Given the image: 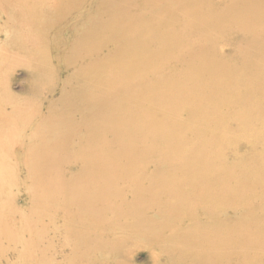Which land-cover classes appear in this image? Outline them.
Listing matches in <instances>:
<instances>
[{"label":"rangeland","instance_id":"1","mask_svg":"<svg viewBox=\"0 0 264 264\" xmlns=\"http://www.w3.org/2000/svg\"><path fill=\"white\" fill-rule=\"evenodd\" d=\"M0 2V11L3 10L0 12V125H2L0 126V225L3 227L2 231H6L4 232V237L3 232L0 230V264H264V26H262L264 25V0H0ZM168 3H170V7ZM83 8H85V11ZM94 8L95 10L97 8L96 12L99 14L95 13ZM64 9L69 13L68 16H61L60 12ZM88 9L91 15H88ZM166 9H169V12ZM59 10L60 12L58 13ZM159 11L164 12L161 14ZM81 12L87 14L83 13L82 15ZM165 13L167 17H165ZM156 14L160 15L156 16ZM78 15H80L79 17H83V19H81V22L75 23L74 20L76 18L74 19V17H78ZM84 15H88V17L86 16V18ZM168 15L171 19L168 18ZM180 15L183 16V19ZM30 18L33 20L35 18L36 21L34 20L33 22ZM50 18L52 21H50ZM167 19L172 21H170L172 26ZM67 21L69 24H67ZM141 21L143 24L145 22L147 24L145 23L143 26ZM159 21L160 25H158ZM72 25H76L75 28L77 27L76 31L79 32L78 35L77 33L75 35L73 32L71 33L70 26ZM133 25H136L135 28L138 29V32L133 28ZM133 30L136 31L134 32ZM164 30H167L165 31L167 33ZM149 31L152 34L150 35L151 38L150 36L148 37ZM255 32L258 35L257 39H253L256 35ZM168 33L171 34L170 38H168ZM250 33L255 35H251ZM103 34L107 38H104ZM131 34L132 39H137L139 35L141 37L137 40H131ZM167 35L168 37H166ZM85 36L88 39H85ZM249 36H253L251 41L248 40L250 39ZM244 40H246V43ZM92 41L94 44H92ZM125 41L131 42L126 43ZM134 41L135 43H132ZM247 41L249 42L247 43ZM191 42L194 46L191 45ZM199 42L204 44V46L199 44ZM115 43L118 46L120 44L117 49V44L113 45ZM156 43L157 45H155ZM126 44L131 45V48L129 46L131 49H129V52H126V50L128 51V45L126 46ZM86 46H90L92 49L87 54L90 53L93 56L86 55ZM183 46L186 49L184 48L183 50ZM186 46L189 47L188 50ZM137 48L140 50H136ZM150 48L152 49L150 50ZM176 48L177 50H175ZM97 49H100L102 52ZM180 50L182 53L179 52ZM96 51H99L98 54ZM153 51L154 53H151ZM142 52H147L148 54L143 55ZM188 52L191 53V55L189 54L190 56L186 54ZM169 53L171 54L169 55ZM117 56H119L118 61L120 60L119 66L116 64L118 62L116 61ZM149 57L152 69L150 66H147V64L149 65L147 60ZM168 58L171 59L168 60ZM89 59H95L94 63L89 61ZM156 59L157 61L155 62L154 60ZM186 59L187 61H185ZM106 60L107 63L105 62ZM160 60H162V63ZM163 61L166 62L164 63ZM124 62L125 64L121 65ZM131 62L133 63L132 65L130 64ZM154 62L156 67L152 65ZM113 63L120 68L117 70V67H114L117 72L112 68L114 66ZM127 63L129 65H126ZM83 64L87 65V68ZM91 64H95L94 67ZM192 64H195L194 66L197 70ZM74 67H77L76 71ZM130 67H133V69L131 70ZM162 67L164 68L161 69ZM176 67H178L177 71L181 68L180 72L175 70L177 69ZM106 68L107 72L105 74L110 77H107L103 73L106 71ZM109 68H112L111 71L108 70ZM247 68H249V71ZM123 69L126 70L125 72L129 70L128 73H125ZM241 69L242 73H240ZM140 70H144L143 72L145 73H142ZM76 72L79 74H76ZM85 72L89 73V76H86ZM113 73H116V77H114ZM69 74L71 77H69ZM128 74L129 77L134 75L130 79ZM145 75H148V79ZM95 76L97 78H94ZM99 76L104 78L101 79ZM187 76H190V78ZM218 76L219 78H217ZM174 77L175 79L172 80ZM192 77L194 78L192 79ZM62 78L65 80L63 81ZM138 78H141L142 81H139ZM186 78L189 79L186 80ZM195 78H198L197 81ZM207 78H209V81ZM182 79L183 82L181 81ZM96 80L100 82L96 84ZM107 80L109 85L107 84ZM148 80H151L152 83ZM101 81L107 87L103 88ZM200 81L203 82L201 83ZM89 82H92L94 86H91L92 83L89 84ZM147 82H149L148 85H146ZM169 82H171L170 85H168ZM171 84L174 86L172 87ZM175 84L179 88L178 90L176 87L178 91L175 90ZM179 85H182L183 88H180L181 86ZM191 85L197 86L199 89L194 86L191 87ZM63 86L66 87L64 88ZM136 87L140 95L134 92L136 91ZM190 88L191 91L192 88L199 91L196 92L193 89L190 92ZM130 89L132 92H130ZM162 89L163 91L165 89L168 91H165L163 94ZM92 90L98 91L92 92ZM142 90L144 91L142 92ZM125 91L129 92L126 93ZM140 92H142V95ZM152 92L156 94H152ZM170 92L171 94H169ZM96 93L100 96H96ZM130 93L134 95L131 97ZM188 93L190 94L187 95ZM191 93H193L192 96ZM135 94L137 95L135 96ZM146 94H149V96H146ZM155 95L157 97L154 98L153 96ZM168 95L170 98L174 96L175 99H170ZM142 96L146 97V99L151 96V99H149L153 101L150 102L149 99L147 101ZM163 96L165 97L163 98ZM158 97L162 101V106H159L161 104L157 99ZM111 98L115 100L111 101ZM75 100L76 102H74ZM122 101L129 104H124ZM154 101L159 103L157 104L156 102L155 104ZM181 103L182 105H180ZM186 104L187 107L185 108L184 105ZM188 104H191L189 105L190 107ZM205 104L206 106H204ZM123 106L127 107V111L129 108L131 110L127 112ZM181 106L182 109H179ZM101 107L104 109L102 110ZM144 108L145 111L143 110ZM152 108H154L153 111ZM136 109L138 111H135ZM162 111L166 114L161 113ZM121 112H125L123 113L125 116L121 115ZM129 112L131 113L129 114ZM23 113L28 117H25L26 115H23ZM33 113L34 116L32 115ZM116 113L121 115V117ZM3 114L5 115L3 116ZM151 114L155 116H151L152 119L150 118ZM144 115H148L149 117H145ZM112 116L114 118L116 116V120L118 119L120 122L116 121ZM129 116L130 118H127ZM192 116H198V119ZM141 117H143L144 124L141 121ZM174 117L178 118V120ZM146 119H150L151 121ZM191 119L196 122H193ZM104 120H108L107 124L106 122H104L105 124L103 123ZM122 120L123 123L121 122ZM170 120L173 122L175 120V123H171ZM180 120L182 123L177 124ZM6 121L10 122V125ZM145 123L150 126L148 127V131L145 130L147 129V126L146 128L144 127ZM194 123L198 125L196 126ZM171 124L174 128L173 130ZM180 124L184 126H180ZM106 125L110 127V130L108 127L106 129ZM190 125L191 127H188ZM175 126L177 129L180 128V132L177 130V133ZM166 127H168L169 131L166 129L168 133L165 131ZM89 128L91 129L89 130ZM220 128H223V131ZM5 129L7 133L4 131ZM137 130L139 131L136 132ZM257 130H260L261 133ZM170 131L176 134L171 135ZM220 131L224 133L222 134ZM183 133L186 134H184L185 137L184 135L182 136ZM166 136L169 138L165 139ZM84 137L88 138V140H85ZM138 137L141 138L139 139ZM219 137L221 140L218 139ZM96 138L97 140H94ZM23 141H26L25 144ZM81 141L83 142L81 143ZM89 144L93 146L89 147ZM147 144H153V147L151 148ZM190 144L191 147H189ZM55 146L56 148L54 149ZM143 146L147 148L144 149ZM78 148L79 152L77 151ZM52 149L54 150L52 151ZM133 149L134 152L132 153ZM98 150L101 151L100 154ZM106 150L107 153L104 154ZM50 151L52 152L50 153ZM188 151L191 154H188ZM180 152H184L185 157L183 154H179ZM64 153L66 157L64 156L63 158ZM120 153H122V157L119 155ZM124 153H129L130 155L125 156ZM137 153H141L142 159L147 158L145 160L148 162V165ZM21 154L23 155L21 156ZM77 154H80V156H77ZM143 154L147 155V157H144ZM99 155H102L100 156L102 159L100 163H98L99 160L95 159ZM135 155L136 157H132ZM176 155L178 157L182 155L179 157L182 160ZM186 155L189 156L186 157ZM69 156L71 161L68 158ZM88 157L91 158L92 162H96L93 163L94 166ZM114 157L116 158L114 159ZM183 157L186 163H184ZM64 159L67 160L63 161ZM105 161L107 164H105ZM176 161H179V165H177ZM111 162L113 163L112 165ZM180 162H182V165L184 164L183 166L185 167L183 169L186 171L182 169ZM144 163L146 164L144 165ZM86 164H89V167ZM142 164L143 166H141ZM95 165L97 168L98 166L100 167L99 170L96 169ZM103 165L104 167H102ZM128 165L130 166L128 167ZM116 166L117 168H115ZM101 167L104 169L101 170ZM89 169H91V172ZM92 169H94V172H92ZM107 169H112L113 172L110 170L105 172ZM174 169H177V171ZM95 171L97 172L95 173ZM100 171L103 174H107L103 176L102 173L100 174ZM91 173H94V175ZM169 173L171 174L169 175ZM149 174L151 175L148 176ZM97 175L99 177L102 175L105 179L106 175L109 176L107 179L110 181L106 179L109 183L105 181L108 185L111 184V187L106 185L104 186L105 190H101L103 184L105 185L106 183L102 184L104 179L102 178V181ZM137 175L138 177L140 175V177L137 178ZM88 176L92 181L97 176L96 180L98 181L96 186V181L92 183ZM171 176H174L176 179L172 178L173 181L170 180ZM164 177H167V179ZM80 179L84 184L80 182ZM86 182L89 184H87L88 187L86 186L87 189L83 187L86 185ZM98 185L100 189H98ZM93 189H95L93 192L96 196L99 194L100 198L104 199V201L101 199L97 201L99 197L96 200L94 199ZM107 189L110 191H106ZM87 192L89 193V198L85 197L88 194ZM100 192L103 194H100ZM105 194V197H108V194L111 195L108 197L109 199L111 198L110 201L104 197ZM73 195L74 197H72ZM83 195H85L84 200L87 199L89 201V203L87 200V202L85 201L89 207L88 205H83V203L86 204L84 200L82 201ZM92 197L94 201H97L96 203L92 200ZM106 199L108 200V204H111L110 206L107 205ZM115 207L117 211H115ZM185 207H187L186 210ZM199 207L202 209H199ZM87 208L89 212H87ZM139 211H142V214ZM91 212H93V215ZM95 213L97 214L96 216L94 215ZM136 213L138 214L136 215ZM98 214L100 216L104 215L102 217H105L107 220L100 219L101 217ZM210 218L213 219L210 220ZM144 227L148 231L143 229ZM125 231L127 234H125ZM78 236L79 238H77ZM232 242L233 244H230ZM112 243L115 244L113 245ZM55 250L57 251L55 252ZM46 252L48 253L46 254Z\"/></svg>","mask_w":264,"mask_h":264},{"label":"bare ground","instance_id":"2","mask_svg":"<svg viewBox=\"0 0 264 264\" xmlns=\"http://www.w3.org/2000/svg\"><path fill=\"white\" fill-rule=\"evenodd\" d=\"M53 1H54V0H53ZM72 1H73V0H72ZM93 1H94V0H93ZM177 1H178V0H177ZM181 1H182V0H181ZM9 2H10V1H9ZM184 2H185V1H184ZM187 2H189V1H187ZM0 3H1V2H0ZM22 3H23V2H22ZM63 3H64V2H63ZM153 3H154V2H153ZM171 3H173V2H171ZM174 3L176 4V2H174ZM180 3H181V2H180ZM14 4H15V3H14ZM16 4H17V3H16ZM30 4H31V3H30ZM72 4H73V2H72ZM91 4H93V3H91ZM192 4H193V3H192ZM17 5H18V4H17ZM166 5H167V4H166ZM168 5H169V7H170V3H168ZM168 5H167V7H168ZM242 5H243V3H242ZM19 6H20V5H19ZM95 6H96V5H95ZM171 6H172V5H171ZM181 6H183V5H181ZM45 7H46V6H45ZM57 7H58V6H57ZM59 7H60V6H59ZM64 7H65V6H64ZM90 7H91V6H90ZM167 7H166V8H167ZM9 8H11V7H9ZM14 8H15V7H14ZM23 8H24V7H23ZM25 8H26V7H25ZM88 8H89V6H88ZM91 8H92V7H91ZM157 8H159V7H157ZM20 9H21V8H20ZM48 9H49V8H48ZM59 9H60V8H59ZM61 9H62V7H61ZM83 9H84V11H85V8H83ZM159 9H160V8H159ZM169 9H170V8H169ZM169 9H166V10L169 12ZM1 10H2V8H1ZM43 10H44V9H43ZM53 10H54V9H53ZM94 10H95V8H94ZM96 10H97V8H96ZM96 10H95V13H98V12H96ZM162 10H163V9H162ZM192 10H193V9H192ZM2 11H3V10H2ZM2 11H0V12H2ZM21 11H22V10H21ZM26 11H27V9H26ZM81 11H82V10H81ZM88 11H89V14H88V15H91L89 9H88ZM88 11H87V12H88ZM98 11H99V10H98ZM114 11H115V9H114ZM116 11H117V10H116ZM174 11H177V10H174ZM59 12H60V10L58 11V13H59ZM66 12H67V11H65V9H64V10H61V12H60V13H61V16H63V15L68 16L69 13H68V12L66 13ZM93 12H94V11H93ZM138 12H139V11H138ZM159 12H161V14H162L164 11H163V12H162V11H159ZM170 12H171V11H170ZM6 13H8V12H6ZM64 13H65V14H64ZM83 13H85V12H83ZM83 13L81 12L82 15H83ZM95 13H94V14H95ZM156 13H158V12H156ZM186 13H187V12H186ZM21 14H22V13H21ZM29 14H30V13H29V11H28V15H29ZM85 14H87V13H85ZM94 14H93V15H94ZM98 14H99V13H98ZM165 14H166V13H165ZM165 14H164V15H165ZM170 14H171V13H170ZM179 14H182V13H179ZM8 15H9V14H8ZM88 15H86V16L88 17ZM93 15H92V16H93ZM138 15H139V13H138ZM138 15H137V16H138ZM157 15H160V14H156V16H157ZM195 15H196V14H195ZM222 15H223V14H222ZM222 15H221V16H222ZM18 16H19V15H18ZM23 16H24V14H23ZM59 16H60V15H59ZM73 16H74V15H73ZM76 16H77V15H76ZM79 16H80V15H78V17H74V19L76 18V19L74 20L75 23H76V22H81V21H82L81 19H83V17H79ZM84 16H85V15H84ZM86 16H85V17H86ZM95 16H96V15H95ZM95 16H94V17H95ZM144 16L146 17V15H144ZM148 16H149V15H148ZM180 16H181V15H180ZM185 16H186V15H185ZM197 16H198V14H197ZM9 17H10V16H9ZM29 17H30V16H29ZM87 17H86V18H87ZM165 17H167V14L165 15ZM188 17H189V16H188ZM223 17H224V16H223ZM18 18H19V17H18ZM24 18H25V17H24ZM136 18H137V17H136ZM156 18H158V17H156ZM160 18H161V17H160ZM168 18L171 19V17H169V15H168ZM181 18L183 19V16H181ZM186 18H187V17H186ZM186 18H185V19H186ZM9 19H10V18H9ZM30 19H31V18H30ZM30 19H29V20H30ZM43 19H44V18H43ZM46 19H48V18H46ZM71 19H72V18H71ZM138 19L140 20L139 17H138ZM144 19H145V18H144ZM146 19H147V18H146ZM148 19H150V17H148ZM163 19H164V17H163ZM170 19H167V21L169 20V24L172 26V24L170 23V21H171ZM182 19H181V20H182ZM206 19H207V18H206ZM24 20H27V19H24ZM31 20L34 22L35 18H34V20H33V19H31ZM40 20H41V19H40ZM141 20H142V18H141ZM216 20H217V19H216ZM32 21H31V22H32ZM35 21H36V20H35ZM41 21H42V20H41ZM50 21H52L51 18H50ZM90 21H91V20H90ZM92 21H93V19H92ZM135 21H136V20H135ZM142 21H143V20H142ZM142 21H141V24H143ZM149 21H151V20H149ZM154 21H155V20H154ZM17 22H18V21H17ZM24 22H25V21H24ZM27 22H28V21H27ZM31 22H30V24H31ZM70 22H72V21H70ZM127 22H128V21H127ZM155 22H156V21H155ZM171 22H172V21H171ZM196 22H197V21H196ZM233 22H234V21H233ZM42 23H44V22H42ZM72 23H73V22H72ZM75 23H74V24H75ZM136 23H137V22H136ZM136 23H134V24H136ZM145 23H146V22H145ZM145 23H144V24H145ZM151 23H154V22H151ZM159 23H160V21L158 22V25H160ZM163 23H166V22H163ZM183 23H185V22H183ZM197 23H198V22H197ZM17 24H18V23H17ZM67 24H69L68 21H67ZM77 24H78V23H77ZM80 24H81V23H80ZM126 24H127V23H126ZM144 24H143V26H144ZM146 24H147V23H146ZM161 24H162V22H161ZM166 24H167V23H166ZM169 24H167V25H169ZM35 25H36V24H35ZM42 25H45V24H42ZM46 25H47V23H46ZM62 25H63V24H62ZM62 25H61V26H62ZM164 25H165V24H164ZM203 25H204V24H203ZM18 26H19V25H18ZM75 26H76V25H72V26H70V27H71V33L73 32L74 35H75V33H77V35H78L79 32L76 31L77 27L75 28ZM77 26H78V25H77ZM133 26H134L133 28L136 27V25H133ZM147 26H148V25H147ZM149 26H150V25H149ZM165 26H166V25H165ZM204 26H205V25H204ZM262 26H264V25H262ZM23 27H24V26H23ZM25 27H27V26L25 25ZM28 27H29V25H28ZM37 27H38V26H37ZM80 27H81V25H80ZM83 27H84V26H83ZM90 27H91V26H90ZM116 27H117V26H116ZM151 27H152V26H151ZM153 27H154V26H153ZM158 27H161V26H158ZM183 27H185V26H183ZM198 27H200V26H198ZM205 27H207V26H205ZM29 28H30V27H29ZM137 28H138V27H137ZM164 28H165V27H164ZM170 28L172 29V27H170ZM81 29H82V28H81ZM135 29H136V28H135ZM147 29H148V28H147ZM151 29H152V28H151ZM155 29H156V28H155ZM159 29H160V28H159ZM171 29H170V30H171ZM184 29H185V28H184ZM189 29H191V28L189 27ZM207 29H208V27H207ZM34 30L36 31V29H34ZM79 30H80V29H79ZM83 30H84V28H83ZM102 30H103V29H102ZM136 30H137V31H136ZM136 30H135V31L138 32V29H136ZM149 30H150V29H149ZM160 30H163V29H160ZM182 30H183V29H182ZM191 30H192V29H191ZM262 30H263V29H262ZM85 31H86V30H85ZM88 31H89V30H88ZM107 31H108V30H107ZM112 31H113V29H112ZM114 31H115V30H114ZM133 31H134V30H133ZM133 31H132V33H133ZM135 31H134V32H135ZM145 31H146V30H145ZM165 31H167V30H164V32H165ZM175 31H176V30H175ZM186 31H187V29H186ZM192 31H193V30H192ZM27 32H28V31H27ZM100 32H102V31H100ZM109 32H110V31H109ZM109 32H108V35H109ZM151 32H152V30H151ZM176 32H177V31H176ZM190 32H191V31H190ZM190 32H189V33H190ZM199 32H201V31H199ZM257 32H258V31H257ZM25 33H26V30H25ZM28 33H29V32H28ZM33 33H34V31H33ZM112 33H113V32H112ZM126 33H127V32H126ZM129 33H131V32L129 31ZM142 33H143V32H142ZM142 33H141V35H142ZM144 33H145V32H144ZM148 33H149L148 37H149L150 35L153 34V32H152V34H151L150 31H149ZM165 33H167V32H165ZM172 33H173V32H172ZM183 33H184V32H183ZM196 33H197V31H196ZM258 33H259V32H258ZM30 34H31V33H30ZM105 34H106V33H105ZM105 34H103V37H104ZM135 34L137 35V33H135ZM138 34H139V33H138ZM158 34H159V33H158ZM168 34H169V37H168V35H167L166 37L170 38V35H171V34H170V33H168ZM173 34H175V33H173ZM250 34H251V33H250ZM250 34H249V35H250ZM252 34H253V33H252ZM252 34H251V35H252ZM255 34H256V32H255ZM255 34H253V35H255ZM34 35H35V34H34ZM74 35H73V36H74ZM108 35H107V36H108ZM133 35H134V33H133ZM136 35H135V36H136ZM141 35H139V37H141ZM153 35H154V34H153ZM165 35H166V34H165ZM191 35H192V34H191ZM256 35H257V34H256ZM256 35H255L256 38L254 37L253 39H257V38H258V35H257V36H256ZM25 36H26V35H25ZM29 36H30V35H29ZM105 36H106V35H105ZM127 36H128V35H127ZM135 36H133V37H135ZM146 36H147V34H146ZM263 36H264V35H263ZM23 37H24V36H23ZM66 37H67V36H66ZM115 37H116V36H115ZM131 37H132V34H131V36H130V39H131V40H134V39H135V38L132 39ZM139 37H138L137 39H140ZM143 37L145 38V36H143ZM152 37H153L154 40H156V38H154V36H152ZM173 37H174V36H173ZM244 37H246V36H244ZM244 37H243V38H244ZM249 37H250V39H248V40L251 41L253 36H249ZM33 38H34V37H33ZM33 38H32V39H33ZM79 38H80V37H79ZM84 38H85V39H88L87 36H85ZM96 38H97V37H96ZM104 38H107V37H104ZM150 38H151V36H150ZM168 38H166V39H168ZM198 38H199V37H198ZM202 38H203V37H202ZM243 38H242V39H243ZM20 39H21V38H20ZM25 39H26V38H25ZM29 39H30V38H29ZM93 39H94V38H93ZM97 39H98V38H97ZM125 39H126V38H125ZM137 39H135V40H137ZM185 39H186V38H185ZM200 39H201V38H200ZM244 39H245V38H244ZM246 39H247V38H246ZM35 40H36V38H35ZM66 40H67V39H66ZM72 40H73V38H72ZM121 40H122V38H121ZM141 40H142V39H141ZM150 40H152V39H150ZM168 40H169V39H168ZM101 41H102V40H101ZM112 41L114 42V40H112ZM162 41H163V40H162ZM244 41H245V43H246V40H244ZM249 41H247V43H248ZM26 42H27V41H26ZM28 42H29V41H28ZM28 42H27V43H28ZM31 42H32V41H31ZM33 42H34V40H33ZM92 42H93V41H92ZM99 42H100V41H99ZM113 42H112V43H113ZM125 42L127 43V42H129V41H125ZM130 42H131V41H130ZM130 42H129V43H130ZM142 42H144V41L142 40ZM152 42H153V40H152ZM156 42H157V41H156ZM185 42H186V41H185ZM202 42H203V41H202ZM29 43H30V42H29ZM75 43H76V42H75ZM132 43H135V41L132 42ZM136 43H137V42H136ZM177 43H178V42H177ZM191 43H192V42H191ZM203 43H204V42H203ZM206 43H207V42H206ZM30 44H32V43H30ZM33 44H34V43H33ZM92 44H94V42H93ZM116 44H117V43H115V44H113V45H116ZM144 44H145V43H144ZM199 44H201V45L204 46V44H202L201 42H199ZM124 45H125V44H124ZM127 45H128V46H127ZM147 45H148V44H147ZM155 45H157V43H156ZM159 45H160V41H159ZM176 45H177V44H176ZM180 45H181V44H180ZM187 45H188V44H187ZM191 45H193V43H192ZM195 45H196V44H195ZM205 45L207 46V44H205ZM252 45H253V44H252ZM119 46H120V44H119ZM119 46H118V44H117L116 49H117ZM126 46H127V48H128V51L126 50V52H129V49L131 48V45L126 44ZM129 46H130V48H129ZM134 46L136 47V45H134ZM167 46H168V45H167ZM193 46H194V45H193ZM206 46H205V47H206ZM243 46H244V45H243ZM110 47H111V46H110ZM112 47H113V46H112ZM123 47H124V46H123ZM151 47H152V46H151ZM157 47H158V46H157ZM162 47H163V46H162ZM174 47H175V46H174ZM176 47H177V46H176ZM186 47H187V50H188L189 47H188V46H186ZM190 47H191V46H190ZM81 48H82V47H81ZM96 48H97V47H96ZM103 48H105V47H103ZM114 48H115V47H114ZM148 48H149V47H148ZM158 48H159V47H158ZM180 48H181V47H180ZM184 48H185V46H183L182 49L184 50ZM243 48H245V47H243ZM85 49H86V51H87V52H86V55H92V54H90V53L87 54L88 52H91L90 50H92L90 46H89V47L86 46ZM116 49H115V51H117ZM124 49H126V47H124ZM151 49H152V48H150V50H151ZM160 49H161V46H160ZM182 49H181V50H182ZM185 49H186V48H185ZM190 49H191V48H190ZM190 49H189V50H190ZM203 49H204V48H203ZM97 50H100V49H97ZM119 50H120V49H119ZM122 50H123V49H122ZM130 50H131V49H130ZM136 50H140V49L137 48ZM150 50H149V51H150ZM155 50H157V49H155ZM175 50H177V48H176ZM181 50H180L179 52H181ZM246 50H247V48H246ZM100 51H101V50H100ZM111 51H113V50H111ZM84 52H85V51H84ZM93 52H94V51H93ZM96 52H97V51H96ZM98 52H99V51H98ZM98 52H97V54H98ZM101 52H102V51H101ZM120 52H121V51H120ZM120 52H119V54H120ZM123 52H125V51L123 50ZM126 52H125V53H126ZM155 52H156V51H155ZM171 52H173V51H171ZM176 52H177V51H176ZM190 52H191V51H190ZM192 52H193V51H192ZM194 52H195V51H194ZM106 53H107V51H106ZM106 53H104V54H106ZM109 53L112 54L111 52H109ZM151 53H154V51L151 52ZM181 53H182V52H181ZM76 54H77V53H76ZM95 54H96V53H95ZM104 54H103V55H104ZM113 54H114V52H113ZM134 54H135V52H134ZM142 54L145 55V54H148V53H147V52H146V53L142 52ZM157 54H158V53H157ZM163 54H164V53H163ZM170 54H171V53H169V55H170ZM175 54H176V53H175ZM186 54H188V55L190 54V55H191V53H189V52L186 53ZM84 55H85V54H84ZM103 55H102V58H103ZM107 55H108V54H107ZM107 55H106V56H107ZM114 55L116 56V54H114ZM123 55H124V54H123ZM143 55H142V57H143ZM152 55H153V54H152ZM161 55H162V54H161ZM176 55H177V54H176ZM179 55H180V54H179ZM190 55H189V56H190ZM260 55H262V54H260ZM78 56H79V54H78ZM78 56H77V57H78ZM92 56H93V55H92ZM94 56H95V55H94ZM97 56H98V55H97ZM110 56H112V55H110ZM119 56H120V55H119ZM119 56H117V59L115 58L116 61H118ZM146 56H147V55H146ZM149 56H150V55H149ZM164 56H165V54H164ZM171 56H172V55H171ZM171 56H169V57H171ZM181 56H182V55H181ZM193 56H194V55H193ZM263 56H264V55H263ZM90 57H91V56H90ZM90 57H89V58H90ZM98 57H99V56H98ZM120 57H121V56H120ZM132 57H134V56H132ZM132 57H131V59H133ZM139 57H140V56H139ZM144 57H145V56H144ZM167 57H168V56H167ZM176 57H179V56H176ZM184 57H185V54H184ZM194 57H195V56H194ZM39 58H40V57H39ZM66 58H67V57H66ZM75 58H76V57H75ZM84 58H85V57H84ZM94 58H95V57H94ZM109 58H111V57H109ZM112 58H113V57H112ZM135 58H136V55H135ZM140 58H141V57H140ZM154 58H155V56H154ZM161 58H162V56H161ZM161 58H159V59H161ZM173 58H174V55H173ZM187 58H188V57H187ZM189 58H190V57H189ZM192 58H193V57H192ZM40 59H41V58H40ZM97 59H98V58H97ZM99 59H100V58H99ZM104 59H105V58H104ZM129 59H130V58L128 57V60H129ZM149 59H150V57L147 59V60H148V63H149ZM152 59H153V58H152ZM157 59H158V57H157ZM157 59L154 60V61L156 62ZM169 59H171V58H168V60H169ZM207 59H208V58H207ZM260 59H261V58H260ZM80 60H81V59H80ZM102 60H103V59H102ZM122 60H123V59H122ZM128 60H127V61H128ZM142 60H143V59H142ZM147 60H146V61H147ZM168 60H167V61H168ZM172 60H173V59H172ZM180 60H181V59H180ZM182 60H183V56H182ZM40 61H41V60H40ZM89 61H92V62H93V61H95V59H94V60H90V59H89ZM127 61H126V62H127ZM129 61H130V60H129ZM129 61H128V62H129ZM150 61H153V60H150ZM160 61H161V63H162V60H160ZM173 61H174V60H173ZM183 61H184V60H183ZM185 61H187V59H186ZM41 62H42V61H41ZM76 62H77V60H76ZM86 62H87V60H86ZM86 62H85V63H86ZM92 62H91V63H92ZM105 62L107 63V60H106ZM108 62H109V61H108ZM133 62H134V60H133ZM155 62H154L152 65L155 66ZM163 62H164V61H163ZM165 62H166V61H165ZM165 62H164V63H165ZM191 62H192V61H191ZM202 62H203V61H202ZM64 63H65V62H64ZM72 63H73V62H72ZM78 63H79V62H78ZM85 63H84V64H85ZM93 63H94V62H93ZM115 63H116V62H115ZM115 63H113L114 66H113L112 68L114 69V67H117V70L120 69V68L118 67V66H119L118 63L120 64V60L116 63L118 66H117V65L115 66ZM136 63H137V62H136ZM161 63H160V64H161ZM164 63H163V66H164ZM168 63H169V62H168ZM168 63H167V64H168ZM171 63H172V62H171ZM185 63L187 64V62H185ZM193 63H194V62H193ZM196 63H197V62H196ZM198 63H199V62H198ZM260 63H261V62H260ZM79 64H80V63H79ZM84 64H83V65H84ZM86 64L88 65V63H86ZM113 64H112V65H113ZM124 64H125V62H124L123 64H121V65H124ZM130 64L132 65L133 63L131 62ZM167 64H166V65H167ZM174 64H175V63H174ZM177 64H178V63H177ZM189 64H190V61H189ZM210 64H211V63H210ZM67 65H68V64H67ZM80 65H81V64H80ZM87 65H84V66L86 67ZM91 65L94 67L95 64H91ZM121 65H120V66H121ZM126 65H129V63H127ZM156 65H157V63H156ZM170 65H171V64H170ZM170 65H168V66H170ZM190 65H191V64H190ZM192 65L194 66L195 64H192ZM110 66H111V65H110ZM139 66H140V65H139ZM144 66H145V64H144ZM147 66H150V68H151L150 63H149V65L147 64ZM147 66H145V67H147ZM154 66H153V67H154ZM158 66H159V65H158ZM188 66H189V65H188ZM79 67H80V66H79ZM90 67H91V66H90ZM90 67H89V68H90ZM145 67H143V68H145ZM155 67H156V66H155ZM165 67H166V66H165ZM174 67H175V66H174ZM190 67H191V66H190ZM211 67H212V66H211ZM74 68H75V67H74ZM76 68H77V67H76ZM76 68H75V71L77 70ZM81 68H83V67H81ZM86 68H87V67H86ZM86 68H85V69H86ZM89 68H88V69H89ZM91 68H92V67H91ZM112 68H109L108 70L111 71ZM130 68H131V67H130ZM138 68H139V67H138ZM148 68H149V67H148ZM148 68H146V69H148ZM150 68H149V69H150ZM163 68H164V67H162L161 69H163ZM176 68H177V69H175V70L177 71V70H178V67H176ZM194 68L197 70V68H196L195 66H194ZM260 68H261V67H260ZM71 69H72V68H71ZM104 69H105V68H104ZM128 69H129V68H128ZM132 69H133V67L131 68V70H132ZM140 69H141V68H140ZM151 69H152V68H151ZM171 69H172V67H171ZM180 69H181V68H180ZM180 69H179V71H177V72H180ZM185 69H186V68H185ZM195 69H194V70H195ZM247 69H248V71H249V68H247ZM78 70H79V69H78ZM80 70H81V69H80ZM82 70H84V69H82ZM99 70H100V69H99ZM115 70H116V69H114V71H115ZM129 70H130V69H129ZM129 70H128V71H129ZM136 70H137V69H136ZM187 70H188V69H187ZM203 70H204V69H203ZM212 70H213V69H212ZM86 71H87V70H86ZM88 71H89V70H88ZM102 71H103V70H102ZM112 71H113V70H112ZM123 71L125 72L126 70L123 69ZM123 71H122V72H123ZM128 71L125 72V73H128ZM134 71H135V70H134ZM140 71H141V70H140ZM140 71H138V72H140ZM143 71H144V70H143ZM143 71H141V72H142V73H145V72H143ZM183 71H184V66H183ZM188 71H189V70H188ZM235 71H236V70H235ZM89 72H90V71H89ZM105 72H107V68H106V71L103 72L104 75H106ZM115 72H117V71H115ZM118 72H119V71H118ZM177 72H175V73H177ZM181 72H182V71H181ZM208 72H209V71H208ZM215 72H217V71H215ZM70 73H71V72H70ZM73 73H74V72H73ZM85 73H86V72H85ZM130 73H131V71H130ZM142 73H140V74H142ZM156 73H157V72H156ZM164 73H165V72H164ZM164 73H163V74H164ZM172 73H174V72H172ZM185 73H186V72H185ZM190 73H191V72H190ZM198 73H199V72H198ZM240 73H242V69H241V72H240ZM240 73H239V74H240ZM76 74H79V73L76 72ZM90 74H92V73L90 72ZM113 74L115 75L116 73H113ZM138 74H139V73H138ZM168 74H169V72H168ZM188 74H189V72H188ZM93 75H96V74H93ZM100 75L102 76V74H100ZM118 75H119V74H118ZM133 75H134V74H133ZM133 75H132V76H133ZM189 75H190V74H189ZM244 75H245V74H244ZM258 75H259V74H258ZM66 76H67V75H66ZM75 76H77V75H75ZM83 76H84V75H83ZM83 76H82V78H83ZM86 76H89V73H86ZM101 76H99V77L101 78ZM106 76H107V75H106ZM132 76H131V77H132ZM138 76H139V75H138ZM141 76H142V75H141ZM147 76H148V75H147ZM147 76L145 75L146 78H147ZM172 76H173V75H172ZM177 76H178V75H177ZM180 76H182V75H180ZM184 76H186V75H184ZM192 76H193V74H192ZM194 76H195V71H194ZM69 77H71L70 74H69ZM69 77H68V78H69ZM78 77H79V75H78ZM78 77H77V81L79 80ZM80 77H81V76H80ZM90 77H91V76H90ZM107 77H110V76H107ZM114 77H116V75H115ZM128 77H129V74H128ZM131 77H129V78L131 79ZM149 77H150V76H149ZM159 77H160V76H159ZM187 77L190 78V76H187ZM196 77H197V76H196ZM250 77H251V76H250ZM254 77H255V76H254ZM254 77H253V78H254ZM65 78H66V77H65ZM86 78H87V77H86ZM86 78H85V79H86ZM94 78H97V77L95 76ZM103 78H104V77H103ZM103 78H101V79H103ZM111 78H112V77H111ZM189 78H188V79H189ZM193 78H194V77H192V79H193ZM204 78H205V77H204ZM217 78H219V76H218ZM248 78H249V77H248ZM263 78H264V77H263ZM74 79H75V78H74ZM83 79H84V78H83ZM105 79H106V77H105ZM138 79H139V78H138ZM143 79H144V78H143ZM147 79H148V78H147ZM154 79H155V78H154ZM157 79H158V78H157ZM173 79H175V77L172 78V80H173ZM180 79H181V78H180ZM188 79L186 78V80H188ZM195 79H196V81H197L198 78H195ZM205 79H206V78H205ZM205 79H204V82H205ZM207 79H208V81H209V78H207ZM210 79H211V78H210ZM62 80H63V78H62ZM62 80H61V81H62ZM64 80H65V79H64ZM64 80H63V81H64ZM67 80H68V79H67ZM71 80H73V79H71ZM71 80H69V81H71ZM90 80H91V79H90ZM90 80H89V81H90ZM98 80H100V79H98ZM109 80H110V79H109ZM140 80H141V78L139 79V81H140ZM144 80H145V79H144ZM172 80H171V81H172ZM202 80H203V79H202ZM261 80H262V79H261ZM86 81H88V80H86ZM93 81H94V80H93ZM112 81H113V78H112ZM137 81H138V80H137ZM141 81H142V80H141ZM148 81H150V83H152L151 80H148ZM176 81H177V79H176ZM181 81L183 82V79H182ZM75 82H76V81H75ZM96 82H97V80H96ZM99 82H100V81H99ZM99 82H97L96 84H98ZM174 82H175V81H174ZM182 82H181V83H182ZM184 82H186V81H184ZM194 82H195V81H194ZM200 82L202 83L203 81H200ZM206 82H207V81H206ZM76 83H77V82H76ZM91 83H92V82H91ZM91 83L89 82V84H91ZM94 83H95V82H94ZM104 83L106 84V82H104ZM144 83H145V82H144ZM144 83H143V84H144ZM170 83H171V82H169L168 85H170ZM181 83H180V84H181ZM196 83H197V82H196ZM62 84H63V83H62ZM73 84H75V83H73ZM87 84H88V83H87ZM92 84H93V83H92ZM92 84H91V86H94V84H93V85H92ZM107 84H108V80H107ZM136 84H137V83H136ZM141 84H142V82H141ZM148 84H149V82L146 83V85H148ZM176 84H178V83L176 82ZM176 84H175V90H176V87H177ZM182 84L184 85V83H182ZM197 84H198V83H197ZM197 84H196V85H197ZM70 85L73 86L72 84H70ZM77 85H79V84L77 83ZM101 85L103 86V88H104L105 86L107 87V85L104 86V84H103L102 81H101ZM108 85H109V84H108ZM171 85H172V84H171ZM186 85H187V84H186ZM71 86H70V87H71ZM81 86H82V85H81ZM102 86H101V88H102ZM129 86H130V85H129ZM173 86H174V85H172V87H173ZM179 86H181L180 88H183L182 85H179ZM187 86H188V85H187ZM193 86H194V85H191V87H193ZM200 86H201V85H200ZM200 86H198V87H200ZM204 86H205V85H204ZM63 87H64V86H63ZM65 87H66V86H65ZM65 87H64V88H65ZM75 87H76V86H75ZM133 87H134V86H133ZM167 87H168V86H167ZM167 87H166V88H167ZM184 87H186V86L184 85ZM189 87H190V86H189ZM194 87L197 88V86H194ZM64 88H63V89H64ZM93 88H94V87H93ZM117 88H118V87H117ZM130 88H131V87H130ZM134 88H135V87H134ZM159 88H160V87H159ZM94 89H95V88H94ZM108 89H109V88H108ZM148 89H149V88H148ZM150 89H151V88H150ZM177 89L179 90L178 87H177ZM185 89H186V88H185ZM187 89H188V88H187ZM193 89H194V88H192V91H193ZM197 89H199V88H197ZM75 90H76V89H75ZM75 90H71V91H75ZM102 90H103V89H102ZM104 90H105V89H104ZM121 90H122V89H121ZM134 90H135V89H134ZM134 90H133V91H134ZM137 90H138V88L136 87V91H134V92H137ZM145 90H146V89H145ZM160 90H161V89H160ZM169 90H171V89L169 88ZM178 90H176V91H178ZM180 90H181V89H180ZM194 90H195V89H194ZM201 90H202V89H201ZM80 91H81V90H80ZM90 91H91V90H90ZM94 91H96V90H94ZM94 91L92 90V92H94ZM97 91H98V90H97ZM97 91H96V92H97ZM143 91H144V90H142V92H143ZM158 91H159V89H158ZM162 91H163V89H162ZM165 91H168V90L165 89ZM165 91H163V94H164ZM176 91H175V92H176ZM181 91H182V90H181ZM185 91H186V90H185ZM185 91H184V92H185ZM189 91L192 92V91H191V88H190ZM195 91H196V90H195ZM198 91H199V90H198ZM198 91H196V92H198ZM125 92H126V91H125ZM127 92H129V91H127ZM127 92H126V93H127ZM130 92H132L131 89H130ZM142 92H140L141 95H142ZM172 92H173V91H172ZM179 92H180V91H179ZM182 92H183V91H182ZM203 92H204V91H203ZM100 93H102V92L100 91ZM103 93H104V91H103ZM122 93H123V92H122ZM137 93H138V92H137ZM153 93L156 94L155 92H152V94H153ZM161 93H162V92H161ZM177 93H178V92H177ZM201 93H202V92H201ZM73 94H74V93H73ZM119 94H120V93H119ZM138 94H139V93H138ZM143 94H144V93H143ZM169 94H171V92H170ZM175 94H176V93H175ZM182 94H183V93H182ZM182 94H180V95H182ZM189 94H190V93H188L187 95H189ZM192 94H193V93H191V96H192ZM263 94H264V93H263ZM76 95H77V94H76ZM98 95H99V94H98ZM98 95H97V93H96V96H98ZM115 95H117V94H115ZM115 95H114V97H115ZM120 95H121V94H120ZM122 95H124V94H122ZM129 95H131V93H130ZM129 95H128V96H129ZM132 95H134V94H132ZM132 95H131V97H132ZM136 95H137V94H135V96H136ZM139 95H140V94H139ZM150 95H151V94H150ZM159 95H160V93H159ZM173 95H174V94H173ZM187 95H186V96H187ZM194 95H195V92H194ZM197 95H198V93H197ZM47 96H48V95H47ZM78 96H79V95H78ZM81 96H82V95H81ZM93 96H94V95H93ZM99 96H100V95H99ZM99 96H98V97H99ZM118 96H119V95H118ZM125 96H127V95H125ZM144 96H145V95H144ZM146 96H149V94H146ZM161 96H162V95H161ZM166 96H167V95H166ZM170 96H171V95H170ZM72 97H73V96H72ZM79 97H80V96H79ZM116 97H117V96H116ZM150 97H151V96H150ZM150 97H148V98L146 99V97L144 98V97L142 96V98H143V99H146L147 101H148V99H149ZM153 97L155 98V97H157V95H155V96H153ZM164 97H165V96H163V98H164ZM168 97H169V95H168ZM182 97H183V95H182ZM182 97H180V98L182 99ZM193 97H194V96H193ZM77 98H78V97H77ZM77 98H76V99H77ZM118 98H119V97H118ZM118 98H116V99H118ZM121 98H123V97H121ZM121 98H120V99H121ZM127 98H128V97H127ZM140 98H141V97H140ZM169 98H170V97H169ZM172 98H174V96H173V97L171 96L170 99H172ZM204 98H205V96H204ZM120 99H119V100H120ZM130 99H131V98H130ZM135 99L137 100L136 97H135ZM150 99H151V98H150ZM150 99H149V101H150ZM152 99H153V98H152ZM157 99L159 100V97H158ZM174 99H175V98H174ZM185 99H186V97H185ZM188 99H189V98H188ZM190 99H191V97H190ZM199 99H200V96H199ZM114 100H115V99H114ZM114 100H112V98H111V101H114ZM121 100H122V99H121ZM166 100H168V99H166ZM177 100H178V98H177ZM177 100H175V101L177 102ZM183 100H184V99H183ZM134 101H135V100H134ZM140 101H141V100H140ZM151 101H153V100H151ZM151 101H150V102H151ZM159 101H160V104H161V105H159V106H162V101H161V100H159ZM202 101H204V100H202ZM74 102H76V100H75ZM129 102H130V101H129ZM136 102H137V101H136ZM154 102H155V104H156L157 101H154ZM168 102H169V100H168ZM171 102L174 103V101H172V100H171ZM180 102H184V101H180ZM188 102H190V101H188ZM208 102H209V101H208ZM78 103H79V101H78ZM120 103H121V102H120ZM122 103H124V102L122 101ZM132 103H133V102H132ZM132 103H131V104H132ZM142 103H143V102H142ZM144 103H145V102H144ZM148 103H149V102H148ZM158 103H159V102H157V104H158ZM164 103H165V102H164ZM177 103H178V102H177ZM185 103H186V102H185ZM185 103H184V104H185ZM191 103H192V102H191ZM111 104H112V103H111ZM115 104H116V103H115ZM124 104H127V105H128L129 103H124ZM139 104H140V103H139ZM150 104H151V103H150ZM150 104H149V105H150ZM165 104H166V103H165ZM174 104L176 105V103H174ZM113 105H114V103H113ZM141 105H142V104H141ZM146 105L148 106V104H146ZM153 105H154V104H153ZM163 105H164V104H163ZM168 105H170V104L168 103ZM175 105H174V106H175ZM180 105H182V103H181ZM189 105H191V104H188V106H189ZM3 106H5V105H3ZM104 106H105V105H104ZM109 106H110V104H109ZM143 106H144V105H143ZM155 106H156V105H155ZM159 106H158V107H159ZM184 106H185V108H186V107H187V104L184 105ZM195 106H196V105H195ZM204 106H206V104H205ZM0 107H1V106H0ZM5 107H6V106H5ZM115 107H117V105H115ZM123 107H124V106H123ZM128 107H129V106H128ZM141 107H142V106H141ZM152 107H153V106H152ZM158 107H157V108H158ZM177 107H178V106H177ZM177 107H176V108H177ZM189 107H190V106H189ZM210 107H211V106H210ZM124 108H125V110H126L127 107H124ZM139 108H140V107H139ZM148 108H149V106H148ZM168 108H170V107H168ZM168 108H166V109H168ZM180 108L182 109V106L179 107V109H180ZM192 108H193V106H192ZM196 108H197V107H196ZM0 109H1V108H0ZM101 109H102V107H101ZM103 109H104V108H103ZM103 109H102V110H103ZM109 109H110V108H109ZM117 109H118V108H117ZM133 109H134V108H133ZM141 109H142V108H141ZM149 109H151V108H149ZM159 109H161V108L159 107ZM199 109H200V106H199ZM2 110H3V109H2ZM98 110H99V109H98ZM115 110H116V109H115ZM118 110H119V109H118ZM122 110H124V109H122ZM122 110H121V111H122ZM129 110H131V109L129 108ZM129 110H128V111H129ZM143 110L145 111V108H144ZM153 110H154V108H152V111H153ZM163 110H164V109H163ZM183 110H184V109H183ZM0 111H1V110H0ZM15 111H16V109H15ZM33 111H34V110H33ZM126 111H127V110H126ZM128 111H127V112H128ZM135 111H138V110L136 109ZM166 111H167V110H166ZM184 111H185V110H184ZM186 111H187V110H186ZM23 112H25V111H23ZM114 112H116V111H114ZM146 112H147V111H146ZM148 112H150V111H148ZM168 112H170V111H168ZM15 113H16V112H15ZM31 113H32V111H31ZM97 113H98V112H97ZM118 113H119V111H118ZM121 113H122V112H121ZM123 113H125V112H123ZM123 113H122L121 115H123ZM130 113H131V112H129V114H130ZM132 113H133V111H132ZM136 113H137V112H136ZM144 113H145V112H144ZM150 113H151V112H150ZM159 113H160V112H159ZM161 113H164V115L166 114V113L163 112V111H162ZM186 113H187V112H186ZM188 113H189V110H188ZM212 113H214V112H212ZM93 114H94V113H93ZM116 114H117V113H116ZM116 114H115V115H116ZM134 114H135V113H134ZM214 114H215V113H214ZM4 115H5V114H3V116H4ZM23 115H26V114L23 113ZM32 115L34 116V113H33ZM35 115H36V114H35ZM106 115H107V114H106ZM109 115H110V114H109ZM109 115H108V116H109ZM117 115L121 117V115H119V114H117ZM141 115H142V113H141ZM141 115H140V116H141ZM148 115H149V113H148ZM148 115H146V116L149 117ZM168 115H171V114H168ZM196 115H197V114H196ZM215 115H216V114H215ZM0 116H1V114H0ZM33 116H32V118H34ZM123 116H125V114H124ZM130 116H131V115H130ZM130 116L127 117V118H130ZM132 116H133V115H132ZM136 116H137V114H136ZM144 116H145V115H144ZM146 116H145V117H146ZM151 116L155 117L154 115L151 114V115H150V118H151ZM157 116H159V115H157ZM160 116H161V115H160ZM188 116H189V114H188ZM200 116H201V115H200ZM202 116H203V114H202ZM217 116H218V115H217ZM7 117H8V116H7ZM7 117H6V118H7ZM9 117H11V116H9ZM25 117H28V116L26 115ZM81 117H82V116H81ZM90 117H91V116H90ZM112 117H113V116H112ZM134 117H135V116H134ZM134 117H133V118H134ZM162 117H163V116H162ZM162 117H161V118H162ZM192 117H194V116H192ZM196 117H197V119H198V116H195L194 118H196ZM13 118H14V117H13ZM36 118H37V117H36ZM85 118H86V117H85ZM94 118H95V117H94ZM113 118H114V117H113ZM116 118H117V117L115 116L114 119L116 120ZM142 118H143V117H141V119H142ZM174 118H175V117H174ZM174 118H173V119H174ZM179 118H180V117H179ZM183 118H186V117H183ZM7 119H8V118H7ZM7 119H5V120H7ZM10 119H11V118H10ZM110 119L112 120V118H110ZM114 119H113V121H114ZM119 119H121V118H119ZM122 119H124V118H122ZM151 119H152V118H151ZM156 119H157V118H156ZM156 119H154V121H156ZM175 119L178 120V118H175ZM188 119H189V118H188ZM200 119H201V117H200ZM11 120H14V119H11ZM26 120H27V119H26ZM87 120H88V119H87ZM87 120H85V121H87ZM99 120H101V119H99ZM111 120H109V121H111ZM139 120H140V119H139ZM146 120H148V119H146ZM149 120H150V119H149ZM149 120H148V121H149ZM163 120H164V117H163ZM183 120H184V119H183ZM191 120L193 121V119H191ZM201 120H202V119H201ZM215 120H216V119H215ZM116 121L120 122L118 119H117ZM141 121H142V123H143V119H142ZM144 121H145V120H144ZM150 121H151V120H150ZM160 121H161V120H160ZM170 121H171V120H170ZM184 121H185V120H184ZM204 121H205V120H204ZM0 122H1V121H0ZM6 122H8V121H6ZM31 122H32V121H31ZM83 122H84V121H83ZM104 122H106V124H107L108 120H107V121L104 120L103 123H104ZM114 122H115V121H114ZM121 122L123 123V120H122ZM134 122H135V121H134ZM161 122H163V121H161ZM164 122H165V121H164ZM172 122H173V121H171V123H172ZM177 122H178V121H177ZM177 122H176V123H177ZM180 122L182 123V121L180 120L177 124H179ZM188 122H189V121H188ZM193 122H196V121H193ZM206 122H207V120H206ZM8 123H9V125H10V122H8ZM96 123H97V122H96ZM147 123H149V122H147ZM153 123H154V122H153ZM156 123H157V122H156ZM173 123H175V120H174ZM183 123H184V122H183ZM199 123H200V122H199ZM0 124H1V123H0ZM2 124H3V123H2ZM21 124H22V123H21ZM21 124H20V125H21ZM25 124H26V123H25ZM104 124H105V123H104ZM143 124H144V123H143ZM145 124H146V123H145ZM157 124H158V123H157ZM160 124H161V123H160ZM166 124H167V123H166ZM192 124H193V123H192ZM9 125H7V126H9ZM20 125H19V126H20ZM22 125H23V124H22ZM31 125H32V124H31ZM108 125H109V124H108ZM141 125H142V124H141ZM149 125H150V124H149ZM164 125H165V123H164ZM167 125H168V124H167ZM167 125H166V126H167ZM174 125H175V124H174ZM181 125H183V124H180V126H181ZM185 125H186V124H185ZM187 125H188V123H187ZM194 125H196V124L194 123ZM197 125H198V124H197ZM197 125H196V126H197ZM205 125H208V124H205ZM0 126H2V125H0ZM7 126H5V127H7ZM11 126H12V125H11ZM15 126H16V125H15ZM79 126H80V125H79ZM85 126H86V125H85ZM139 126H140V125H139ZM143 126H144V125H143ZM146 126H147V129H145ZM168 126H169V125H168ZM171 126H172V124H171ZM183 126H184V125H183ZM202 126H203V125H202ZM107 127H108V126L106 125V129H107ZM125 127H127V126H125ZM130 127H131V125H130ZM144 127H145L144 129H145L146 131H148V127H150V126H148V125L146 124ZM152 127H153V126H152ZM186 127H187V126H186ZM188 127H191V125L188 126ZM192 127H194V126H192ZM249 127H250V125H249ZM253 127H254V126H253ZM18 128H19V127H18ZM32 128H33V126H32ZM32 128H31V130H32ZM81 128H82V127H81ZM85 128H86V127H85ZM99 128H101V127H99ZM108 128H109V130H110V127H108ZM112 128L114 129V127H112ZM133 128H134V127H133ZM142 128H143V127H142ZM167 128H168V127L165 128V131H166ZM175 128H176V131L179 130V132H180V128L177 129L176 126H175ZM194 128H195V127H194ZM203 128H204V127H203ZM217 128H219V127H217ZM255 128H256V127H255ZM6 129H7V128H6ZM6 129H5L4 131H6ZM16 129H17V128H16ZM22 129H23V127H22ZM90 129H91V128H89V130H90ZM92 129H93V128H92ZM94 129H95V125H94ZM173 129H174V128H173V126H172V130H173ZM187 129H188V128H187ZM220 129H221V128H220ZM222 129H223V128H222ZM222 129H221V130H222ZM11 130H12V129H11ZM20 130H21V129H20ZM23 130H25V128H24ZM125 130H126V129H125ZM132 130H133V129H132ZM132 130H131V131H132ZM140 130H141V129H140ZM154 130H155V129H154ZM159 130H160V128H159ZM167 130H168V129H167ZM188 130H189V129H188ZM198 130H199V129H198ZM18 131H19V130H18ZM82 131H84V130H82ZM94 131H95V130H94ZM100 131H101V130H100ZM118 131H120V130L118 129ZM122 131H123V130H122ZM134 131H135V130H134ZM138 131H139V130H137L136 132H138ZM160 131H162V130H160ZM168 131H169V130H168ZM174 131H175V130H174ZM190 131H191V128H190ZM192 131H193V130H192ZM210 131H211V130H210ZM222 131H223V130H222ZM257 131L261 133L260 130H257ZM23 132H24V131H23ZM80 132H81V131H80ZM88 132H89V131H88ZM90 132H91V131H90ZM98 132H99V131H98ZM110 132H111V131H110ZM141 132H142V130H141ZM166 132H167V131H166ZM170 132H171V131H170ZM186 132H187V131H186ZM213 132H214V131H213ZM218 132H219V130H218ZM6 133H7V131H6ZM6 133H5V134H6ZM29 133H30V132H29ZM84 133H85V132H84ZM111 133H112V132H111ZM154 133H155V132H154ZM167 133H168V132H167ZM177 133H178V131H177ZM181 133H182V131H181ZM191 133L194 134L193 132H191ZM220 133H222V132L220 131ZM223 133H224V132H223ZM223 133H222V134H223ZM242 133H243V132H242ZM249 133H250V132H249ZM1 134H2V133H1ZM3 134H4V132H3ZM87 134H88V133H87ZM97 134H98V133H97ZM105 134H107V133L105 132ZM142 134H143V132H142ZM142 134H141V135H142ZM152 134H153V133H152ZM172 134H173V132H171V135H172ZM174 134H176V133H174ZM174 134H173V135H174ZM184 134H185V133H183L182 136H183ZM216 134H217V133H216ZM21 135H22V134H21ZM24 135H25V134H24ZM93 135H94V134H93ZM102 135H103L104 137H106V135H104L103 133H102ZM120 135H121V134H120ZM133 135H134V132H133ZM133 135H131V136H133ZM139 135H140V134H139ZM185 135H186V134H185ZM185 135H184V137H185ZM218 135H219V134H218ZM26 136H27V135H26ZM26 136H25V137H26ZM76 136H77V135H76ZM142 136H145V135H142ZM159 136H160V134H159ZM168 136H169V135H168ZM224 136H225V134H224ZM80 137H81V136H80ZM97 137H98V135H97ZM104 137H103V138H104ZM169 137H170V136H169ZM169 137L166 136L165 139H167V138H169ZM176 137H177V135H176ZM204 137H206V136H204ZM35 138H36V137H35ZM38 138H39V137H38ZM78 138H79V137H78ZM84 138H85V137H84ZM100 138H101V137H100ZM103 138H102V141H103ZM106 138H107V137H106ZM106 138H104V139H106ZM138 138L140 139L141 137H138ZM145 138H146V137H145ZM145 138H144V139H145ZM147 138H149V137L147 136ZM158 138H159V137H158ZM223 138H225V137H223ZM227 138H228V137H227ZM236 138H237V136H236ZM246 138H247V137H246ZM24 139H25V138H24ZM39 139H40V138H39ZM82 139H83V138H82ZM82 139H81V140H82ZM98 139H99V138H98ZM114 139H116V138H114ZM177 139H178V138H177ZM180 139H181V138H180ZM182 139H183V137H182ZM204 139H205V138H204ZM218 139H220V137H219ZM239 139H242V138H239ZM247 139H250V138H247ZM1 140H2V139H1ZM44 140H45V139H44ZM85 140H88V138H87V139L85 138ZM94 140H97V138L94 139ZM94 140H92V141L94 142ZM151 140H153V139H151ZM156 140H157V139H156ZM168 140H170V139H168ZM183 140H185V139H183ZM187 140H189V139H187ZM207 140H208V139H207ZM220 140H221V139H220ZM242 140H245V139H242ZM28 141H29V140H28ZM33 141H34V140H33ZM33 141H32V142H33ZM39 141H40V140H39ZM98 141H100V140H98ZM143 141H144V140H143ZM172 141H173V140H172ZM175 141H177V140H175ZM181 141H182V140H181ZM190 141H191V140H190ZM190 141H189V142H190ZM193 141H194V140H193ZM222 141H223V140H222ZM14 142H15V141H14ZM18 142H19V141H18ZM23 142H24V141H23ZM25 142H26V141H25ZM25 142H24V144H25ZM41 142H42V141H41ZM41 142H40V143H41ZM82 142H83V141H81V143H82ZM146 142H147V141H146ZM170 142H171V141H170ZM177 142H178V141H177ZM20 143H21V142H20ZM20 143H19V145H20ZM35 143H36V141H35ZM68 143H69V142H68ZM84 143H85V142H84ZM138 143H139V142H138ZM147 143H149V142H147ZM152 143H154V142H152ZM157 143H158V142H157ZM206 143H207V142H206ZM250 143H252V142H250ZM29 144H30V142H29ZM48 144H49V143H48ZM96 144H97V143H96ZM98 144H99V142H98ZM104 144H105V143H104ZM207 144H208V143H207ZM247 144H248V143H247ZM247 144H246V145H247ZM254 144H256V143L254 142ZM39 145H40V144H39ZM51 145H52V144H51ZM51 145H50V146H51ZM67 145H68V144H67ZM78 145H80V144L78 143ZM91 145H92V144H89V147H90ZM100 145H101V142H100ZM141 145H142V144H141ZM147 145H149V144H147ZM154 145H155V144H154ZM158 145H159V144H158ZM162 145H163V144H162ZM209 145H210V144H209ZM220 145H221V144H220ZM220 145H219V146H220ZM250 145H251V144H250ZM28 146H29V145H28ZM46 146H47V145H46ZM48 146H49V145H48ZM58 146H59V145H58ZM92 146H93V145H92ZM104 146H105V145H104ZM131 146H132V145H131ZM149 146L152 148V147H153V144H150ZM164 146H165V145H164ZM205 146H206V145H205ZM26 147H27V143H26ZM36 147H37V146H36ZM42 147H43V146H42ZM59 147H60V146H59ZM100 147H101V146H100ZM143 147H144V146H143ZM189 147H191V144H190ZM202 147H204V145H202ZM261 147H262V145H261ZM21 148H22V147H21ZM44 148H45V147H44ZM44 148H43V150H44ZM55 148H56V146L54 147V149H55ZM63 148H64V147H63ZM68 148H69V147H68ZM68 148H67V149H68ZM91 148H92V147H91ZM96 148H98V147L96 146ZM103 148H104V147H103ZM130 148H131V147H130ZM132 148H133V147H132ZM141 148H142V147H141ZM146 148H147V147H146ZM146 148L144 147V149H146ZM28 149H30V148H28ZM54 149H52V151H53ZM58 149H60V148H58ZM69 149H70V148H69ZM92 149H93V148H92ZM105 149H106V148H105ZM148 149H149V148H148ZM153 149H155V148H153ZM153 149H152V150H153ZM164 149H165V148H164ZM64 150H65V149H64ZM78 150H79V148L77 149V151H78ZM90 150H91V149H90ZM93 150H94V149H93ZM93 150H92V151H93ZM107 150H108V149H107ZM107 150H106V152H105L104 154L107 153ZM135 150H136V149H135ZM142 150H143V148H142ZM5 151H6V150H5ZM44 151H46V149H45ZM44 151H42V152H44ZM52 151H50V153H51ZM60 151H61V150H60ZM67 151H68V150H67ZM73 151H74V149H73ZM81 151H82V150H81ZM94 151H95V150H94ZM94 151H93V152H94ZM96 151H97V150H96ZM98 151H99V154H100L101 151H102V149H101V151H100V150H98ZM130 151H131V150H130ZM130 151H129V152H130ZM136 151H137V150H136ZM136 151H135V152H136ZM161 151H162V150H161ZM181 151H182V150H181ZM186 151H187V150H186ZM189 151H190V150H189ZM189 151H188V152H189ZM219 151H220V150H219ZM24 152H25V150L23 151V154H24ZM47 152H48V151H47ZM69 152H70V151H69ZM78 152H79V151H78ZM78 152H77V153H78ZM84 152H85V151H84ZM103 152H104V149H103ZM110 152H111V150H110ZM133 152H134V149H133L132 153H133ZM146 152H147V150H146ZM146 152H145V154H147ZM166 152H167V151H166ZM10 153H12V152H10ZM39 153H40V152H39ZM58 153H59V152H58ZM58 153H57V154H58ZM67 153H68V152H67ZM67 153H66V155H67ZM90 153H91V151H90ZM113 153H114V152H113ZM132 153H131V154H132ZM143 153H144V151H143ZM150 153H151V151H150ZM164 153H165V152H164ZM183 153H184V152H182V153L180 152L179 154H183ZM23 154H21V156H22ZM74 154H75V152H74ZM80 154L82 155V153H80ZM80 154H77V156H78V155L80 156ZM91 154H92V153H91ZM94 154H95V153H94ZM102 154H103V153H102ZM115 154H116V152H115ZM115 154H114V155H115ZM121 154H122V153H120L119 155L121 156ZM124 154H125V153H124ZM124 154H123V156H124ZM128 154H129V153H128ZM128 154L126 153L125 156L128 155ZM137 154H139V153H137ZM140 154H141V153H140ZM140 154H139V156H141V159H142V155H140ZM145 154H143L144 157H147L148 154H147V155H145ZM184 154H185V153H184ZM184 154H183V155H184ZM188 154H191V153L189 152ZM61 155H62V154H61ZM97 155H98V152H97ZM129 155H130V154H129ZM177 155H178V154H177ZM177 155H176V156H177ZM25 156H26V154H25ZM44 156H45V155H44ZM64 156H65V153L63 154V158H64ZM67 156H68V155H67ZM72 156H74V155L72 154ZM77 156H76V157H77ZM94 156H95V155H94ZM94 156H93V157H94ZM100 156H102V155H99L98 158H95V157H94L95 159H97V161L99 160L98 163H100V161H102V159H101ZM125 156H124V157H125ZM150 156H151V155H150ZM180 156H182V155H180ZM180 156H179V157H180ZM188 156H189V155H186V157H188ZM210 156H211V155H210ZM220 156H221V155H220ZM240 156H241V155H240ZM65 157H66V156H65ZM85 157H86V156H85ZM93 157H92V159H93ZM104 157H105V159H106V156H105V155H104ZM104 157H103V159H104ZM116 157H117V156H116ZM116 157H114V159H115ZM121 157H122V156H121ZM124 157H123V158H124ZM132 157H136V155H135V156H132ZM137 157H138V155H137ZM148 157H149V155H148ZM177 157H178V156H177ZM179 157H178V158H179ZM184 157H185V155H184ZM184 157H183V160L185 159ZM212 157H213V156H212ZM224 157H225V156H224ZM22 158H23V157H22ZM68 158H70V156H69ZM88 158L91 160L90 157H88ZM27 159H28V158H27ZM44 159H45V158H44ZM73 159H74V158H73ZM95 159H94V160H95ZM109 159H110V158H109ZM118 159H119V158H118ZM121 159H122V158H121ZM135 159H137V158H135ZM135 159H134V160H135ZM138 159H139V158H138ZM143 159L145 160V159H147V158H143ZM143 159H142V160H143ZM164 159H165V158H164ZM179 159H180V158H179ZM218 159H219V158H218ZM49 160H50V159H49ZM65 160H67V159H64L63 161H65ZM83 160H84V159H83ZM125 160H126V159H125ZM130 160H132V159L130 158ZM142 160H141V163H142ZM144 160H143V161H144ZM162 160H163V159H162ZM173 160H174V159H173ZM180 160H182V159H180ZM186 160H187V159H186ZM195 160H196V159H195ZM195 160H193V161H195ZM207 160H208V159H207ZM234 160H235V159H234ZM234 160H233V161H234ZM60 161L62 162L61 159H60ZM70 161H71V158H70ZM72 161H73V160H72ZM111 161H112V160H111ZM115 161H116V160H115ZM119 161H120V160H119ZM135 161H138V160H135ZM145 161H146V160H145ZM145 161H144V162H145ZM163 161H164V160H163ZM168 161H169V160H168ZM184 161H185V160H184ZM184 161H182V162H184ZM193 161H192V163H194ZM197 161H198V160H197ZM35 162H36V160H35ZM68 162H69V161H68ZM91 162H92V160H91ZM91 162H90V163H91ZM107 162H108V160H107ZM107 162L105 161V164H107ZM139 162H140V160H139ZM146 162H147V161H146ZM165 162H166V161H165ZM170 162H172V161H170ZM176 162H177V165H179V164H178L179 161H176ZM182 162H180V164H181ZM198 162H199V161H198ZM231 162H232V161H231ZM234 162H235V161H234ZM74 163H75V162H74ZM87 163H88V160H87ZM93 163H96V162H92V165H93ZM98 163H97V165H99ZM115 163H116V162H115ZM115 163H114V164H115ZM141 163H140V164H141ZM160 163H162V162L160 161ZM172 163H173V162H172ZM184 163H186V161H185ZM59 164H61V163H59ZM102 164H104V163L102 162ZM102 164H101V165H102ZM112 164H113V163L111 162V165H112ZM127 164H128V163H127ZM135 164H136V163H135ZM145 164H146V163H144V165H145ZM167 164H168V163H167ZM169 164H170V163H169ZM195 164L197 165V163H195ZM27 165H28V163H27ZM41 165H42V164H41ZM84 165H85V163H84ZM86 165H87V164H86ZM88 165H89V164H88ZM88 165H87V167H89ZM125 165H126V164H125ZM136 165H137V164H136ZM136 165H135V166H136ZM147 165H148V162H147ZM160 165H161V164H160ZM160 165H159V166H160ZM170 165H171V164H170ZM172 165H173V164H172ZM174 165H175V162H174ZM181 165H182V164H181ZM183 165H184V164H183ZM183 165H182V169L185 167V166H183ZM35 166H36V165H35ZM39 166H40V165H39ZM93 166H94V165H93ZM109 166H110V165H109ZM129 166H130V165H128V167H129ZM138 166L140 167V165H138ZM141 166H143V164H142ZM166 166H167V165H166ZM166 166H165V167H166ZM187 166H188V165H187ZM85 167H86V166H85ZM95 167H96V165H95ZM102 167H104V165H103ZM102 167H101V170L104 169V168H102ZM124 167H125V166H124ZM128 167H126V168L128 169ZM145 167H147V166H145ZM176 167H177V166H176ZM188 167H189V166H188ZM201 167H202V166H201ZM92 168H94V167H92ZM99 168H100L99 166H98V168L96 167V169H98V170H99ZM110 168H112V167H110ZM115 168H117V166H116ZM133 168H134V164H133ZM142 168H144V167H142ZM172 168H173V167H172ZM189 168H190V167H189ZM195 168H196V167H195ZM86 169H87V168H86ZM105 169H106V168H105ZM129 169H130V168H129ZM139 169H140V168H139ZM177 169H178V168H177ZM177 169H174V170L177 171ZM180 169H181V166H180ZM180 169H179V170H180ZM89 170H90V172H91V169H89ZM92 170H93L92 172H94V169H92ZM109 170H110V169H109ZM109 170L107 169V171H105V172H108ZM116 170H117V169H116ZM142 170H144V169H142ZM145 170H147V169L145 168ZM145 170H144V171H145ZM183 170H184V169H183ZM191 170H192V169H191ZM191 170H189V171H191ZM30 171H31V170H30ZM110 171L113 172L112 169H111ZM134 171H135V170H134ZM184 171H186V170H184ZM198 171H199V169H198ZM211 171H212V170H211ZM79 172L82 173L81 171H79ZM85 172H87V171H85ZM96 172H97V171H95V173H96ZM125 172H126V171H125ZM136 172H137V171H136ZM207 172H208V171H207ZM28 173H29V172H28ZM41 173H42V172H41ZM98 173H99V172H98ZM101 173H102V171H100V174H101ZM123 173H124V172H123ZM129 173H130V171H129ZM140 173H141V172H140ZM153 173H154V172H153ZM153 173H151V174H153ZM174 173H175V171H174ZM182 173H183V172H182ZM26 174H27V173H26ZM73 174H74V173H73ZM77 174H78V173H77ZM87 174H89V173H87ZM91 174H92V173H91ZM100 174H98V175H100ZM104 174H107V173H104ZM104 174L102 173L103 176H105ZM110 174H111V173H110ZM142 174H143V173H142ZM145 174H146V173H145ZM151 174H149L148 176H150ZM161 174H162V173H161ZM170 174H171V173H169V175H170ZM79 175L81 176V174H79ZM82 175H84V174L82 173ZM89 175H90V174H89ZM92 175H94V173H93ZM98 175H97V176H98ZM102 175H101V176H102ZM120 175H121V174H120ZM165 175H166V174H165ZM177 175H178V174H177ZM177 175H175V176H177ZM179 175H180V174H179ZM27 176H28V174H27ZM43 176H44V175H43ZM97 176H96V177H97ZM101 176H100V177L98 176V178H101V179H102L103 176H102V177H101ZM134 176H135V174H134ZM156 176H157V175H156ZM182 176H183V174H182ZM76 177H77V176H76ZM85 177H86V176H85ZM88 177H89V176H88ZM88 177H87V179H88ZM91 177H92V176H91ZM93 177H94V176H93ZM96 177H95L94 180H93L94 182L96 181V182H95V186H96V183H97V181H98V180H96V179H97ZM131 177H132V176H131ZM131 177H130V178H131ZM135 177H136V176H135ZM139 177H140V175H139ZM139 177H138V175H137V178H139ZM145 177L147 178L146 175H145ZM178 177H179V176H178ZM180 177H181V176H180ZM79 178H81V177H79ZM107 178H109V176L106 175V179H107ZM153 178H155V177H153ZM153 178H152V179H153ZM164 178H165V177H164ZM164 178H163V179H164ZM169 178H170V177H169ZM172 178L174 179L175 177H174V176H171V179H170V180L173 181ZM37 179H38V177H37ZM85 179H86V178H85ZM92 179H93V178H92ZM103 179H104V181H103ZM103 179H102V181H103L102 184H103L104 182L106 183L107 180L110 181L109 179H107V180H106L105 178H103ZM131 179H132V178H131ZM165 179H167V177H166ZM175 179H176V178H175ZM179 179H180V178H179ZM75 180H76V179H75ZM80 180H81V179H80ZM89 180H91L90 177H89ZM99 180H100V179H99ZM105 180H106V181H105ZM132 180H134V179H132ZM135 180H136V178H135ZM168 180H169V179H168ZM168 180H166V181H168ZM257 180H258V179H257ZM41 181H42V180H41ZM78 181H79V180H78ZM78 181H77V183H79ZM83 181H84V179H83ZM91 181H92V180H91ZM93 181H92V183H94ZM100 181H101V180H100ZM108 181H107V182H108ZM136 181H137V180H136ZM149 181H150V180H149ZM149 181H148V182H149ZM172 181H171V183H172ZM42 182H43V181H42ZM80 182H81L82 184H84V182H82V180H81ZM68 183H69V181H68ZM74 183H75V182H74ZM89 183H91V182H89ZM92 183H91V184H92ZM108 183H109V182H108ZM108 183H106L105 185L103 184V187L106 186V185H108ZM135 183H136V182H135ZM87 184H88V183L86 182V185L83 186V187H86ZM100 184H101V183H100ZM100 184H99V185H100ZM102 184H101V187H102ZM163 184H164V183H163ZM74 185H75V184H74ZM77 185H78V184H77ZM88 185H89V184H88ZM99 185L97 186L98 189H100V188H99V187H100ZM93 186H94V185H93ZM108 186L111 187V184L108 185ZM40 187H41V186H40ZM81 187H82V186H81ZM87 187H88V186H87ZM87 187H86V189H87ZM103 187L101 188V190H102V189L105 190V187H104V188H103ZM169 187L171 188V186H169ZM78 188H80V187H78ZM95 188H96V187H95ZM51 189H52V188H51ZM73 189H74V188H73ZM80 189H81V188H80ZM89 189H91V188L89 187ZM109 189H110V188H109ZM109 189H107L106 191H108ZM114 189H115V188H114ZM94 190H95V189H93L92 192H93ZM96 190H97V188H96ZM101 190H100V191H101ZM80 191L82 192V190H80ZM97 191H99V190H97ZM106 191H105V192H106ZM109 191H110V190H109ZM83 192H84V191H83ZM114 192H117V191H114ZM52 193H53V192H52ZM85 193H86V190H85ZM87 193H88V192H87ZM93 193H94V192H93ZM93 193H91V194H93ZM98 193H99V192H98ZM101 193H102V192H100V194H101ZM109 193H112V192H109ZM91 194H90V197H91ZM102 194H103V193H102ZM112 194H113V193H112ZM61 195H62V194H61ZM67 195H68V194H67ZM79 195H80V194H79ZM88 195H89V193H88L86 196L83 195L82 201L84 200V196H85L86 198H87V197L89 198ZM98 195H99V194H97V196H96V194L94 193V196H95L94 199H95V200H96L97 197H99L97 201H99V199H101V198H100V195H99V196H98ZM134 195H135V194H134ZM70 196H71V195H70ZM77 196H78V194H77ZM105 196H106V194L104 195V197H105ZM107 196L109 197V196H111V195L108 194ZM112 196H115V195H112ZM139 196H140V195H139ZM72 197H74V195H73ZM104 197H103V198H104ZM108 197H105V198H108ZM115 198H116V197H115ZM94 199H93V197H92V200H93V201H94ZM108 199H109V198H108ZM110 199H111V198H110ZM110 199H109V201H110ZM53 200H54V199H53ZM86 200H87V199H85L84 202H85ZM101 200L104 201V199H101ZM106 200H107V199H106ZM106 200H105V202H106ZM112 200H113V199H112ZM72 201H73V200H72ZM80 201H81V199H80ZM87 201H88V200H87ZM87 201H86V202H87ZM97 201H94V202L96 203ZM103 201H102V202H103ZM59 202H60V201H59ZM86 202H85V203H86ZM82 203H83V202H82ZM88 203H89V201H88ZM95 203H94V204H95ZM106 203H107V205H109V204H108V200H107ZM91 204H92V203H91ZM83 205H88V204H87V203H86V204L83 203ZM83 205L81 204V206H83ZM103 205H104V203H103ZM103 205H101V206L103 207ZM105 205H106V204H105ZM110 205H111V204H110ZM110 205H109V206H110ZM112 205H113V204H112ZM90 206L92 207V205H90ZM98 206H99V203H98ZM101 206H100V207H101ZM142 206H143V205H142ZM88 207H89V205H88ZM94 207H95V206L93 205V208H94ZM100 207H99V208H100ZM85 208H86V207H85ZM93 208H92V210H93ZM106 208H108V207H106ZM106 208H103V209H106ZM139 208H141V207H139ZM142 208H143V207H142ZM186 208H187V207H185V210H186ZM78 209H79V208H78ZM90 209H91V208H90ZM94 209H95V208H94ZM97 209H98V207H97ZM100 209L102 210V208H100ZM114 209H115V211H117L116 207H115ZM156 209H157V208H156ZM156 209H155V210H156ZM199 209H202V208L199 207ZM85 210H86V209H85ZM101 210H100V211H101ZM203 210H204V209H203ZM90 211H91V210H90ZM95 211H96V210H95ZM100 211H99V213H100ZM111 211H112V210H111ZM115 211H114V212H115ZM137 211H138V209H137ZM137 211H136V212H137ZM87 212H89V209H88V208H87ZM133 212H134V211H133ZM204 212H205V211H204ZM92 213H93V212H91V214H92ZM97 213H98V211H97ZM104 213H105V212H104ZM131 213H132V212H131ZM139 213L142 214V211H141V212L139 211ZM154 213H155V212H154ZM86 214H87V213H86ZM128 214H129V213H128ZM132 214H134V213H132ZM137 214H138V213H136V215H137ZM155 214H157V213H155ZM87 215H88V214H87ZM92 215H93V214H92ZM94 215L96 216L97 214L95 213ZM98 215H99V214H98ZM101 215H102V214H101ZM107 215H109V214H107ZM121 215H122V214H121ZM121 215H120V216H121ZM134 215H135V214H134ZM157 215H158V214H157ZM204 215H205V214H204ZM88 216H89V215H88ZM99 216H100V215H99ZM99 216H98V218H99ZM102 216H104V215H102ZM102 216H100V217H101L100 219L103 218ZM131 216H132V215H131ZM122 217H123V216H122ZM132 217H133V216H132ZM137 217H138V216H137ZM140 217H141V215H140ZM156 217H157V216H156ZM184 217H185V216H184ZM96 218H97V217H96ZM98 218H97V219H98ZM123 218H124V217H123ZM134 218H135V217H134ZM191 218H192V217H191ZM92 219H93V216H92ZM103 219L107 220L105 217H104ZM103 219H102V220H103ZM142 219H143V218H142ZM142 219H141V220H142ZM192 219H193V218H192ZM212 219H213V218H212ZM212 219L210 218V220H212ZM215 219H216V218H215ZM105 220H104V221H105ZM193 221H194V219H193ZM208 221H209V220H208ZM208 221H207V222H208ZM215 221H217V220H215ZM102 222H103V221H102ZM211 223H212V222H211ZM217 223H218V222H217ZM261 223H262V222H261ZM76 224H77V222H76ZM107 224H108V223H107ZM212 224H213V223H212ZM256 224H257V223H256ZM262 224H263V223H262ZM262 224H261V225H262ZM49 225H50V224H49ZM138 225H139V224H138ZM146 225H147V224H146ZM205 225H206V223H205ZM257 225H258V224H257ZM38 226H39V225H38ZM71 226H72V225H71ZM139 226H140V225H139ZM225 226H226V225H225ZM0 227H1V225H0ZM46 227H47V226H46ZM140 227H142V226H140ZM262 227H263V226H262ZM125 228H126V227H125ZM125 228H124V229H125ZM148 228H149V227H148ZM210 228H211V227H210ZM221 228H222V226H221ZM260 228H261V227H260ZM2 229H3V227H1L0 230L2 231ZM143 229H146V230L148 231V229L145 228V227H144ZM5 230H6V229H5ZM149 230H151V229H149ZM208 230H209V229H208ZM139 231H140V230H139ZM147 231H146V232H147ZM2 232H3V231H2ZM2 232H1V233H2ZM4 232H6V231H4ZM4 232H3V234H4V237H5V233H4ZM125 232H126V231H125ZM136 232H137V231H136ZM153 232H154V231H153ZM210 232H211V230H210ZM214 232H216V231H214ZM129 233H130V232H129ZM138 233H139V232H138ZM6 234H7V233H6ZM48 234H49V232H48ZM125 234H127V232H126ZM46 235H47V234H46ZM226 235H227V234H226ZM203 236H204V235H203ZM81 237H82V235H81ZM226 237H227V236H226ZM77 238H79V236H78ZM201 238H202V236H201ZM204 238H205V237H204ZM195 239H196V238H195ZM232 239H233V238H232ZM229 240L231 241V239H229ZM230 241H229V242H230ZM53 242H54V241H53ZM44 243H45V242H44ZM49 244H50V243H49ZM102 244L104 245V243H102ZM112 244L114 245L115 243H112ZM230 244H233V242L230 243ZM57 245H58V244H57ZM106 245H107V244H106ZM110 245H111V243H110ZM39 246H40V244H39ZM35 247H36V246H35ZM40 247H41V246H40ZM54 247H56V246H54ZM112 247H115V246H112ZM45 249H46V248H45ZM54 249H55V248H54ZM110 249H111V248H110ZM50 251H51V249H50ZM56 251H57V250H55V252H56ZM47 253H48V252H46V254H47ZM51 254H52V253H51ZM53 255H54V254H53ZM50 258H51V257H50ZM48 261H49V259H48ZM53 264H54V263H53Z\"/></svg>","mask_w":264,"mask_h":264}]
</instances>
